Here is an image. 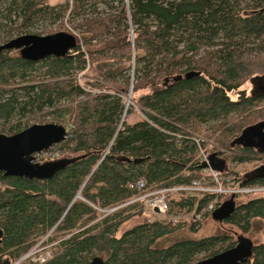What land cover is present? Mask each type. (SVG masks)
Masks as SVG:
<instances>
[{
  "label": "trees",
  "instance_id": "obj_1",
  "mask_svg": "<svg viewBox=\"0 0 264 264\" xmlns=\"http://www.w3.org/2000/svg\"><path fill=\"white\" fill-rule=\"evenodd\" d=\"M0 13L10 24L1 42L13 30L28 33L38 17L53 23L66 17L69 33L77 34L69 52L39 61L12 49L0 53V131L16 133L29 126L28 116L46 113L70 125L50 149L64 162L53 177L0 172V264L41 240L56 250L40 264H85L94 256L103 264H194L236 243L219 233L158 247L182 224L134 222L143 201L130 202L137 194L129 185L144 178L150 192L202 182L209 176L200 151L230 178L228 186L264 185L263 171L233 170L228 162L264 155V148L236 141L264 121V92L241 90L247 78L264 73V0H0ZM86 71L91 79L80 84L76 78ZM188 71L200 74L185 78ZM130 77L143 113L132 121L122 119L134 112L121 93ZM178 194L168 200L170 213H200L216 196ZM95 207L106 213L98 218ZM254 219L264 223V195L238 203L224 221L247 232ZM239 264H264V242Z\"/></svg>",
  "mask_w": 264,
  "mask_h": 264
},
{
  "label": "water",
  "instance_id": "obj_2",
  "mask_svg": "<svg viewBox=\"0 0 264 264\" xmlns=\"http://www.w3.org/2000/svg\"><path fill=\"white\" fill-rule=\"evenodd\" d=\"M76 43V37L66 31H58L46 35L25 33L1 43L0 53L5 49H14L18 50L23 59L39 61L48 56L63 55L74 48ZM199 74L200 71H188L184 74V77L192 78ZM261 75L264 78V73ZM180 77L181 75H177L174 79L177 80ZM263 127L264 123L256 131L248 130V127H246L236 141L242 143V138L248 139L249 136L259 134V130L263 129ZM261 134L259 143L252 142L249 144L258 148H264V132ZM66 137V126L60 123L32 124L10 135L1 133L0 172L4 176H20L28 179L36 178L38 180L53 177L56 170L64 165V162L59 160L43 163L33 162V153L47 150L49 147L65 140ZM205 166L206 163H202V167ZM261 169L264 170V164L252 169L250 172L256 173L259 170L261 171ZM235 207V195L231 194L229 198L221 202L211 212V217L214 221L223 222L230 216ZM253 246L254 243L248 236L243 233H237L236 243L233 246L200 259L194 264H239L252 256ZM8 263V260L3 262V264ZM85 264H103V259L99 256H94Z\"/></svg>",
  "mask_w": 264,
  "mask_h": 264
},
{
  "label": "rangeland",
  "instance_id": "obj_3",
  "mask_svg": "<svg viewBox=\"0 0 264 264\" xmlns=\"http://www.w3.org/2000/svg\"><path fill=\"white\" fill-rule=\"evenodd\" d=\"M66 0H49L51 5H55L57 3H64ZM96 6V4H95ZM105 4H97V9H102L104 8ZM2 11V10H1ZM3 13H6V11L3 10ZM71 22L68 18H64L63 20L56 21V23H53L50 21V18H42L38 17L34 20V23L31 26H28L27 30L28 33H35V34H40V35H46V34H51L53 32H58V31H68L69 27H71ZM10 26L6 20H4L3 16L0 13V35L2 36L3 33L6 31V29ZM15 30H13L11 33H13L12 37L18 36L17 34H14ZM69 32V31H68ZM73 35L77 34L72 31L71 32ZM10 38V39H11ZM8 41V39L6 40ZM4 41V42H6ZM0 41L1 43H4ZM253 46V45H250ZM264 50V49H263ZM18 53V50H11V54H16ZM264 55V52H262ZM133 61L129 62V64H132ZM134 64V62H133ZM77 81L80 84H83L85 81L91 79L90 73L89 72H83L78 74L77 76ZM244 89V91L247 94H258L264 91V78L262 75H253L247 80L244 81V83L241 86V90ZM100 89L93 90L92 92L99 91ZM108 93L111 94H116V92L111 91L109 89H106ZM103 91V89H101ZM122 93V97L124 99V103H128L125 105V109H130L133 108L134 112L129 115L126 113V111L123 112V118L122 119H128L130 121L137 119L136 116H139L140 118L143 117V113L141 110L138 108L136 103L133 100V97L135 96V93L133 92V82L132 78L130 77L129 80V85L127 86L126 90ZM231 97L233 99L237 98V92L230 93ZM260 120V119H258ZM257 120V121H258ZM122 121V120H121ZM48 122H56L53 120V115L52 114H45V115H36V116H28V125L34 124V123H48ZM59 123V122H56ZM264 122H257L253 125L248 126V130H258L260 127L263 126ZM64 124L67 128V131H69L70 125L68 123H61ZM1 128V126H0ZM22 130V129H21ZM260 133L256 135L249 136L251 141H254L255 143H259L261 139V133L264 132V127L263 129L259 130ZM209 132V130H208ZM207 132V133H208ZM7 134L4 131H0V134ZM68 133V132H67ZM206 139V138H205ZM247 138H242L241 141L242 143H245V140ZM215 143L212 142V145L214 146ZM219 150H223V152H226L222 147L220 146H215ZM201 152V151H200ZM202 153V152H201ZM225 155V154H224ZM223 155V156H224ZM251 157V156H250ZM229 164H231L230 167H232L233 170H238V171H250L253 169L255 165H259L264 162V155H258L255 158L251 157L249 161L245 163H236L232 162L230 158L228 159ZM135 183V182H134ZM179 194H174V197ZM258 195H264V193H252V194H239L235 195V203H241L247 201L249 198L258 196ZM230 194H226L223 196L222 200L229 198ZM76 197V196H75ZM212 201V200H211ZM210 201V202H211ZM170 206V203H169ZM169 206H168V211H169ZM96 211L99 213L98 218L102 216L105 212L104 209L97 208L95 207ZM142 213L137 214V216L133 217L134 222H138L142 220L143 218L153 221V220H159V221H165V222H171L173 224L175 223H181L182 226L178 230H176L173 233H170L158 240L156 245L158 247H163V246H168L171 243L181 240V239H187V238H192V239H200L209 235L213 234H229L233 236L234 240L236 239L237 233H243L246 236H248L253 243H259V242H264V234H263V228H264V223L262 220L259 219H254L252 222V225L250 229L247 232H242L240 229L237 227L223 221V222H218L214 221L213 218L210 216L211 212H207L205 208L201 210L200 213L194 212L193 211H186V209H181L177 210L174 213L166 212L164 214L159 213H152L148 209L144 207V203L142 205ZM133 221H129L130 224L134 223ZM189 225H195L196 226V232H192L191 228ZM46 238V237H45ZM44 240H41L35 244H33L29 250L19 257L18 259L12 260L9 259L8 264H23V262H28V263H37L40 264L43 261H46L47 259L51 258L53 255V251L56 250V243H46L43 242ZM53 247V249H52Z\"/></svg>",
  "mask_w": 264,
  "mask_h": 264
},
{
  "label": "built area",
  "instance_id": "obj_4",
  "mask_svg": "<svg viewBox=\"0 0 264 264\" xmlns=\"http://www.w3.org/2000/svg\"><path fill=\"white\" fill-rule=\"evenodd\" d=\"M102 92V91H101ZM204 140L203 138H199L196 141ZM223 151V150H221ZM202 161L205 162L208 166L203 167L202 171L206 173L209 177L208 179H204L202 182L193 181L192 184L187 186H171L165 187L162 189H156L150 192H145L147 186L145 180L143 178L139 179L135 185H131V187L136 192V197H134L130 202L135 200H142L144 203V207L151 211L152 213H156L154 211L155 208L159 213H166L168 211V200L174 194H178L180 192H185L186 194L190 193H215V198L207 204L205 210L209 212L211 209L216 208L219 203L222 201V198L226 194H252V193H264L263 185H255V186H246V187H230L227 185V182L230 178L228 176L222 175L219 171L213 170L209 167L207 154L201 151ZM57 156L56 152H41L35 154L36 161L49 160L53 157ZM225 183L226 186H223ZM219 197L217 198V196ZM142 203V205H143ZM110 209L109 211H112ZM107 211V212H109Z\"/></svg>",
  "mask_w": 264,
  "mask_h": 264
},
{
  "label": "bare ground",
  "instance_id": "obj_5",
  "mask_svg": "<svg viewBox=\"0 0 264 264\" xmlns=\"http://www.w3.org/2000/svg\"><path fill=\"white\" fill-rule=\"evenodd\" d=\"M140 179H141V178H140ZM143 179H144V178H143ZM138 180H139V179H138ZM138 180H136L135 183L130 184L129 187L132 188L131 185H135V184L137 183ZM144 180H145V179H144ZM145 183H146V180H145ZM146 186H147V183H146ZM182 186H187V185H182ZM263 186H264V185H263ZM164 188H165V187H164ZM132 189H133V188H132ZM158 189H162V188H158ZM214 209H215V208L211 209L209 212H212ZM252 253H253V252H252Z\"/></svg>",
  "mask_w": 264,
  "mask_h": 264
},
{
  "label": "flooded vegetation",
  "instance_id": "obj_6",
  "mask_svg": "<svg viewBox=\"0 0 264 264\" xmlns=\"http://www.w3.org/2000/svg\"><path fill=\"white\" fill-rule=\"evenodd\" d=\"M169 81H173V80H169ZM263 92H264V91H263ZM261 93H262V92H261ZM252 142H254V141H251L250 138H248V139L245 140V143H247V144L252 143ZM261 171H264V170L261 169ZM0 237H1V235H0ZM0 240H1V239H0ZM5 260H9V259H5ZM5 260H4V261H5Z\"/></svg>",
  "mask_w": 264,
  "mask_h": 264
}]
</instances>
